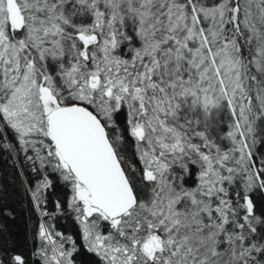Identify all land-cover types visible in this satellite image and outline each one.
Here are the masks:
<instances>
[{"label":"snow or ice","instance_id":"snow-or-ice-1","mask_svg":"<svg viewBox=\"0 0 264 264\" xmlns=\"http://www.w3.org/2000/svg\"><path fill=\"white\" fill-rule=\"evenodd\" d=\"M0 151V264H264V0H0Z\"/></svg>","mask_w":264,"mask_h":264},{"label":"trees","instance_id":"trees-1","mask_svg":"<svg viewBox=\"0 0 264 264\" xmlns=\"http://www.w3.org/2000/svg\"><path fill=\"white\" fill-rule=\"evenodd\" d=\"M21 160L15 154L0 151V222L5 226V231L0 234V245L8 243L9 246L23 247L30 243V232L37 219L35 213L30 212L26 193L25 181L31 173L23 167ZM59 227L68 232L73 230L68 221H63ZM80 264H89V258L82 256Z\"/></svg>","mask_w":264,"mask_h":264}]
</instances>
